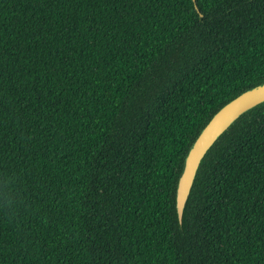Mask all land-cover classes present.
I'll return each instance as SVG.
<instances>
[{"label":"trees","instance_id":"1","mask_svg":"<svg viewBox=\"0 0 264 264\" xmlns=\"http://www.w3.org/2000/svg\"><path fill=\"white\" fill-rule=\"evenodd\" d=\"M264 0H0V264H264Z\"/></svg>","mask_w":264,"mask_h":264},{"label":"water","instance_id":"2","mask_svg":"<svg viewBox=\"0 0 264 264\" xmlns=\"http://www.w3.org/2000/svg\"><path fill=\"white\" fill-rule=\"evenodd\" d=\"M264 102V83L248 89L224 105L202 129L185 160L177 187V214L183 221L184 210L199 166L218 138L248 110Z\"/></svg>","mask_w":264,"mask_h":264}]
</instances>
